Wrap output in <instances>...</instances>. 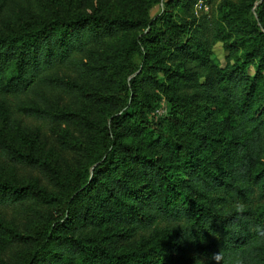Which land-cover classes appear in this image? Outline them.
<instances>
[{"label":"trees","instance_id":"16d2710c","mask_svg":"<svg viewBox=\"0 0 264 264\" xmlns=\"http://www.w3.org/2000/svg\"><path fill=\"white\" fill-rule=\"evenodd\" d=\"M153 1L129 0L116 13L45 5L48 11L0 17L3 96L79 83L107 107L113 85L132 73V55L142 57L126 104L119 95L114 109L79 116L89 130L80 147L90 166L63 170L34 129L2 117L0 206L32 215L25 229L0 219V248L20 245L3 264H264V208L253 203L257 190L264 197V0L231 1L221 11L216 38L235 54L224 66L203 49L204 23L183 38L184 23L173 19L179 6L193 15L196 0H167L156 17ZM162 17L169 28L154 30ZM115 37L121 47L113 52ZM95 46L105 59L85 66L79 56ZM64 64L80 69L79 82L55 75ZM157 87L167 89V111L153 123ZM22 109L49 127L59 123L61 147L78 151V138L65 131L72 113ZM10 164L40 169L47 184L14 176Z\"/></svg>","mask_w":264,"mask_h":264},{"label":"rangeland","instance_id":"374dc122","mask_svg":"<svg viewBox=\"0 0 264 264\" xmlns=\"http://www.w3.org/2000/svg\"><path fill=\"white\" fill-rule=\"evenodd\" d=\"M237 2V0H210L211 8L209 13H203L199 11L196 13L193 5V15L187 12H183L181 8L176 7L173 11V19L176 23L183 22L181 27H185V32L183 33V38L191 36L197 32L199 23L202 22L205 25L202 26L200 33H198L201 43L204 45L203 49L209 51L210 57L215 61L219 66H224L230 59L234 61V55L230 49L225 44V39L216 38V33L218 31L219 24L216 22L220 18V13L223 11L228 2ZM167 0H156L151 3L149 6V14L153 17L159 16L162 12L164 13ZM258 2V1H257ZM195 3V2H194ZM127 4L126 7L130 4L129 0H0V17H5L12 15L15 11L19 10H30L37 8L42 11H48L45 5H54L58 8L60 12L67 13L72 12L76 9L90 10L96 6H99L101 10L109 12H119ZM202 15L209 16L210 18H204ZM169 24L164 18H160L155 21L153 25L154 30L169 28ZM151 27H147L146 30H149ZM134 33L141 34V31H131ZM196 34V33H195ZM126 36V35H125ZM124 38L126 39V37ZM131 36V34H128ZM111 46V51H116L120 49V41L118 37L112 38L109 42ZM160 58H166L167 63L174 65L176 62H173L172 59L168 58L165 51H162ZM105 50L100 46L91 47L86 50L84 53L80 54L79 60L89 65H97L98 63L104 61L105 59ZM132 59L128 62L132 68V73L128 78H126L123 83V86L115 83L113 90L115 92L114 98H112L113 105L101 104L97 98L96 93H89L87 97L83 91L86 89L80 87L79 83L75 86V83L72 85V89L67 87H55L52 85H37V87L29 90L26 93H19L14 95H1L0 94V123L3 122L2 117L5 116L8 123L12 122L16 127H19L21 130L34 129V132L38 136L40 146L44 152L53 151L56 162L60 165L63 170H66L75 165L84 166L88 164L91 165V158L85 157L84 150L80 147L84 140V134L88 132V127L83 123L79 122L81 118L79 116L85 110H90V114L95 118L92 111L95 112V115H102L103 109H114L118 106V103H114L117 99V96L121 95V104H126L128 101V95L131 90L126 88V85H129V79L131 76L135 75L141 67L142 57L140 52H135L131 57ZM128 65V66H129ZM250 72H254L255 68L253 65H250ZM55 75L58 77L64 78H76L78 82L80 81V69H78L75 64H64L56 69ZM157 77L161 80H165L167 75L164 71H159ZM121 78L120 75L118 77ZM72 80H68L71 81ZM155 93L158 95V104L159 106L162 102L166 101L167 98V89L164 87H157L154 89ZM120 104V106H121ZM26 105H35L43 108H53L56 112L67 111L72 113L73 121L68 122V127L65 131L70 135L74 140L78 138L76 142L77 150H71L69 148H63L60 145L59 138L64 133L63 129L57 126L59 123L54 122L52 126L49 127L45 122L41 120H36L32 118L31 115H27L22 107ZM112 106V107H111ZM156 106V107H157ZM106 107V108H105ZM109 110V111H110ZM154 110V109H153ZM152 111L149 113L150 118L153 120V123H156L159 117L151 115ZM98 117V116H96ZM62 124V123H60ZM91 130V129H90ZM91 132H93L91 130ZM2 161H0L1 163ZM11 168L9 171L18 178H23L24 180H37L41 186L47 184V178L44 173L34 167L22 166V165H9ZM7 166V168H9ZM7 168H3L5 171H8ZM254 205H259L264 208V197H260L258 190L254 193L253 199ZM43 209H48L46 206L42 207ZM22 209L19 206H0V219H4L9 222L11 225H15L19 229L28 228V225L32 219V215L28 213H21ZM47 212V211H46ZM20 248L19 244L12 245L8 248H0V264L5 263L10 260V255H12L17 249Z\"/></svg>","mask_w":264,"mask_h":264},{"label":"built area","instance_id":"2783aa9c","mask_svg":"<svg viewBox=\"0 0 264 264\" xmlns=\"http://www.w3.org/2000/svg\"><path fill=\"white\" fill-rule=\"evenodd\" d=\"M194 8L196 13L202 11L203 13L208 14L211 8L210 0H196L194 3ZM166 111H167V102L164 101L152 111L151 115L157 118L163 115L164 113H166Z\"/></svg>","mask_w":264,"mask_h":264}]
</instances>
